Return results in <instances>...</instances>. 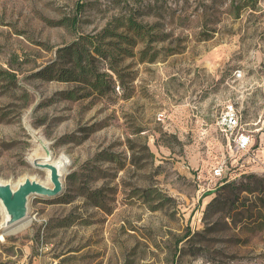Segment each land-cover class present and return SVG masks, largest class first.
<instances>
[{"label":"rangeland","instance_id":"rangeland-1","mask_svg":"<svg viewBox=\"0 0 264 264\" xmlns=\"http://www.w3.org/2000/svg\"><path fill=\"white\" fill-rule=\"evenodd\" d=\"M70 46L97 85L58 78ZM61 155L25 224L0 203V264H264V0H0V180Z\"/></svg>","mask_w":264,"mask_h":264},{"label":"water","instance_id":"water-1","mask_svg":"<svg viewBox=\"0 0 264 264\" xmlns=\"http://www.w3.org/2000/svg\"><path fill=\"white\" fill-rule=\"evenodd\" d=\"M40 161L37 158L34 162L36 166L49 170L48 177L52 186L30 177L24 178L16 187L11 183L0 181V203L6 213L2 227L12 226L28 217V205L31 196L36 194L57 196L62 192L64 173L60 171L49 156L40 158Z\"/></svg>","mask_w":264,"mask_h":264},{"label":"built area","instance_id":"built-area-1","mask_svg":"<svg viewBox=\"0 0 264 264\" xmlns=\"http://www.w3.org/2000/svg\"><path fill=\"white\" fill-rule=\"evenodd\" d=\"M217 125L227 136L236 152L242 153L250 149L252 144V132L242 125L240 114L233 104L229 105L223 113H221ZM226 169V163L223 162L214 169V175L217 178H223L225 177Z\"/></svg>","mask_w":264,"mask_h":264},{"label":"trees","instance_id":"trees-1","mask_svg":"<svg viewBox=\"0 0 264 264\" xmlns=\"http://www.w3.org/2000/svg\"><path fill=\"white\" fill-rule=\"evenodd\" d=\"M127 24H128V29H132L134 31V33H136V35L141 38V40L145 39L144 36H145L146 32L144 31V25L140 21H137L131 15L127 19ZM108 31H109V29H106L103 34H106ZM118 34H119V36H123L124 35L123 33H118ZM66 49L67 50H71L70 51L71 54L74 55V67H72V68H70L68 70H66V67H61L59 75H58V78L60 77L62 79H66V78L69 77V79L72 78L73 80H78V79H81V78H82V80L83 79H88L87 78L88 71H91V75L95 76V78L97 79L95 81V83H93V84L97 85L98 81L100 80L99 77H100L101 73H99L95 69H93V70L92 69L91 70L88 69L87 65L84 63L86 58H88V57H86L85 52L87 51V54H89L88 56H90L91 52L88 51V50H85V48H84L85 52L80 50L79 48L78 49L76 48L75 50H72L71 46L70 47H65L64 48V52H65ZM95 50L98 51L102 56L105 55V51L101 50L99 46Z\"/></svg>","mask_w":264,"mask_h":264},{"label":"bare ground","instance_id":"bare-ground-1","mask_svg":"<svg viewBox=\"0 0 264 264\" xmlns=\"http://www.w3.org/2000/svg\"><path fill=\"white\" fill-rule=\"evenodd\" d=\"M53 162L59 167V169H60V171L61 172H63V173H65V172H67V166L69 165V163H70V159L68 158V156L66 155H61V156H59V157H57V158H55L54 160H53ZM49 170H47V176L49 175ZM1 181V180H0ZM42 183H44V184H48V182H49V177H47V179L46 180H40ZM1 182H3V181H1ZM18 183L19 182H16L15 184H13V186L14 187H16L17 185H18ZM9 219V218H8ZM25 220H23V221H21V222H19V223H15V224H25V222H24ZM15 224H13V225H15ZM3 234H5V233H3ZM0 237H1V235H0Z\"/></svg>","mask_w":264,"mask_h":264}]
</instances>
